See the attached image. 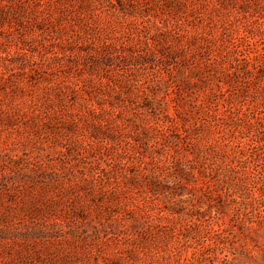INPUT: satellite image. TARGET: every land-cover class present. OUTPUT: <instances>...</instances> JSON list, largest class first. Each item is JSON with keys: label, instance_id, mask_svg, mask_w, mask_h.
Returning <instances> with one entry per match:
<instances>
[{"label": "rangeland", "instance_id": "374dc122", "mask_svg": "<svg viewBox=\"0 0 264 264\" xmlns=\"http://www.w3.org/2000/svg\"><path fill=\"white\" fill-rule=\"evenodd\" d=\"M0 264H264V0H0Z\"/></svg>", "mask_w": 264, "mask_h": 264}]
</instances>
